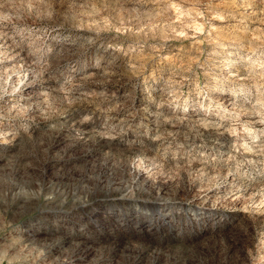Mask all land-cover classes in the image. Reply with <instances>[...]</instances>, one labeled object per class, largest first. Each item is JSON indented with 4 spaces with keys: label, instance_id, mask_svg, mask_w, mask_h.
<instances>
[{
    "label": "rangeland",
    "instance_id": "obj_1",
    "mask_svg": "<svg viewBox=\"0 0 264 264\" xmlns=\"http://www.w3.org/2000/svg\"><path fill=\"white\" fill-rule=\"evenodd\" d=\"M0 264H264V0H0Z\"/></svg>",
    "mask_w": 264,
    "mask_h": 264
},
{
    "label": "bare ground",
    "instance_id": "obj_2",
    "mask_svg": "<svg viewBox=\"0 0 264 264\" xmlns=\"http://www.w3.org/2000/svg\"><path fill=\"white\" fill-rule=\"evenodd\" d=\"M260 262V261H259Z\"/></svg>",
    "mask_w": 264,
    "mask_h": 264
}]
</instances>
